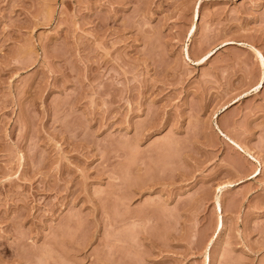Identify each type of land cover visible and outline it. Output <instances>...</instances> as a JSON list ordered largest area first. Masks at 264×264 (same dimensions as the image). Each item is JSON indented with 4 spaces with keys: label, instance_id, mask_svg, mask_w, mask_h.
<instances>
[{
    "label": "rangeland",
    "instance_id": "rangeland-1",
    "mask_svg": "<svg viewBox=\"0 0 264 264\" xmlns=\"http://www.w3.org/2000/svg\"><path fill=\"white\" fill-rule=\"evenodd\" d=\"M262 57L264 0H0V264H264Z\"/></svg>",
    "mask_w": 264,
    "mask_h": 264
},
{
    "label": "bare ground",
    "instance_id": "bare-ground-1",
    "mask_svg": "<svg viewBox=\"0 0 264 264\" xmlns=\"http://www.w3.org/2000/svg\"><path fill=\"white\" fill-rule=\"evenodd\" d=\"M197 15H198V10L197 9H195L194 10V18H196L197 17ZM194 28V26L192 27V29ZM262 80H263V77H262ZM261 80V81H262ZM261 81H260V83H261ZM259 83V84H260ZM241 149V148H240ZM244 151V150H243ZM257 170H255L253 173H252V175H256L257 174ZM226 186H228V184L227 185H221V186H218L217 187V192H216V194H215V196H214V207H215V211H216V213H217V215H218V219H217V222H216V231H221L222 230V228H223V222H222V212H223V207H222V200H221V196H222V192H223V188L224 187H226ZM203 255H204V264H210V260H211V258H210V254H209V252H208V247H207V249L203 252Z\"/></svg>",
    "mask_w": 264,
    "mask_h": 264
},
{
    "label": "snow or ice",
    "instance_id": "snow-or-ice-1",
    "mask_svg": "<svg viewBox=\"0 0 264 264\" xmlns=\"http://www.w3.org/2000/svg\"><path fill=\"white\" fill-rule=\"evenodd\" d=\"M262 59H264V57H262Z\"/></svg>",
    "mask_w": 264,
    "mask_h": 264
}]
</instances>
